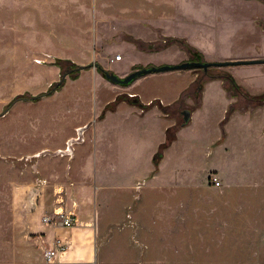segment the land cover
Wrapping results in <instances>:
<instances>
[{
  "label": "rangeland",
  "instance_id": "1",
  "mask_svg": "<svg viewBox=\"0 0 264 264\" xmlns=\"http://www.w3.org/2000/svg\"><path fill=\"white\" fill-rule=\"evenodd\" d=\"M230 1L0 0V264L35 261L41 250L40 263L55 264L44 259L41 236L55 239L59 227L43 217L65 205L71 178L87 190L72 196L77 211L92 212L97 225L94 264H264V104L244 110L214 81L156 171L153 157L175 118L128 102L98 116L119 93L172 102L187 81L181 72L190 69L119 87L87 67L76 79L66 75L52 94L8 106L18 94L38 95L59 81L71 69L59 59L99 63L121 77L135 70H118L130 64L176 61V45L151 54L129 37L190 36L192 24L214 27L206 60L220 58L216 53L224 57L216 61L244 60L222 68L262 92L264 55L246 57L261 43L237 26L257 22V10ZM186 98L184 108L195 107ZM230 102L238 105L227 117ZM67 147L72 151L59 152ZM33 188L39 194L31 200Z\"/></svg>",
  "mask_w": 264,
  "mask_h": 264
},
{
  "label": "crops",
  "instance_id": "2",
  "mask_svg": "<svg viewBox=\"0 0 264 264\" xmlns=\"http://www.w3.org/2000/svg\"><path fill=\"white\" fill-rule=\"evenodd\" d=\"M230 3H231L230 5H235L236 7H243V8L246 7V8H249V9H254L255 8V10H257L256 14H254L255 17L256 16L259 17L257 22L249 21V20L246 19V21H242L243 23L239 22L237 24V26L240 27L241 29L246 28V30H248V33H250L251 35L256 34L257 35L256 36V40H255L256 43L257 44L261 43L260 44L261 47L258 50L257 54L249 55V56H246V57L248 58V57H253V56H258V55H264V28L260 24V22L264 23V0H233V1L231 0ZM192 25H194V28L192 30L193 33L190 35L191 38H189L190 36H186V35H183V34H179L178 35L177 33H176L177 35L173 34L172 36L186 38V40L192 46H194L195 48L200 50L203 53V55H204V53H205L204 49L205 48L213 47L211 45V42H212L211 39H212V32H213V28L214 27L212 25H209V24L207 26H202V25L198 26V25H195V24H192ZM173 45H176V44H173ZM171 46L172 45H170V46H168V47H166V48H164L162 50H159V51H151L150 53L151 54H156V53L166 52V51H168L171 48ZM175 47L178 48L179 50H181V52H182L181 57H179L178 59H175L176 61H181V60L183 61V60H186V59L187 60L190 59L191 55H190L189 51L181 48L178 45H176ZM135 49L140 51V52L142 51V50H139L137 47ZM142 52H149V51H142ZM216 55L218 57H220V58H214L213 60H215V61L218 60V59H223L224 58L222 56H219L217 53H216ZM204 59H205V55H204ZM165 60H168V59H165ZM176 61H171V62H176ZM205 61H210V60H206L205 59ZM149 62H153V61H149ZM156 62H158V63L160 62L161 63L163 61H156ZM171 62L163 63V64H172ZM151 64H154V63H151ZM135 65L136 64H130L128 67L121 68V69H118V70L127 71V70H130L131 68H133ZM113 70H116V69H113ZM118 70H116V71L118 72ZM228 71L233 74V72L231 70H228ZM182 73L188 75V77H187V81L183 83L184 86L180 90V92L178 93L177 98L179 97L181 92L184 89H186L198 76V72L193 70V69L186 70L184 72H181V74ZM97 75H99V77L103 78V75L101 73H99L98 71H97ZM214 81H220L219 82L220 83V87L225 91V94H226V96L228 97L229 100L231 99V97H237V96L229 95L227 93V91H226V89L224 87V81L222 79L217 78V79L207 80L204 83V86H203V90H202V93H201V99L199 101V106L197 105V107H194L192 109V111H191V117H190L191 121H192V117L195 114V112L203 105V96L207 93L208 88H210V86H212V83ZM130 84L131 83L125 84L124 86H121L119 84H117V85L119 87H127ZM175 100H173V101H175ZM172 102H167V103L164 102V104H170ZM186 102H187L188 105H193L194 106L195 97L192 96V95L187 96ZM144 103H148V102H144ZM231 103L232 102H230L229 104H231ZM121 104L125 105L126 107H130L128 105V103L125 102V101H121L118 104V106L121 105ZM118 106H117V108H118ZM117 108H116V110H117ZM115 111H107V112H115ZM106 113H105L103 118L108 116V114H106ZM168 119L169 118H167V121H168ZM71 180H72L73 184L71 185L69 183L67 185L68 196L66 198L65 205H63V204L56 205V207L54 208L52 213H54L56 208L61 206V207H63L66 210L74 211V213L76 212L75 214L77 216V222H76V224L74 226H71V227H66V226H61V225L55 224L56 227H59L58 228L59 236H57L56 238H61L65 242V244L67 245V249H66L65 252L57 254L55 256V258H54V262H55V264H94V262L97 259H99L98 256H97V252H95V242H94V239H95L94 233H95V230L97 229V225L94 224V219H93V215H92L93 213L92 212H78L77 211L76 206L77 207L79 206V202L76 200L75 197L72 199V196H75L77 194V191H78V188H79L78 187L79 184H77V182L73 181V178H71ZM61 189H62V187H61ZM80 191H83L84 193H87L86 188H81ZM87 204H88V202H87ZM46 215H48V214H46ZM41 237H42V239L44 241L43 243H45L44 246H47V247H50L52 245V243L54 242V240L56 239V238L52 239L50 235L45 237V234L42 235ZM43 250H44V248H43ZM26 256H27V259L31 258V254L30 253L26 254ZM41 259H42V250H41V256L39 255L37 260H35V261H32V260L30 261L29 260L28 263H26V264H41L40 262L43 261Z\"/></svg>",
  "mask_w": 264,
  "mask_h": 264
},
{
  "label": "trees",
  "instance_id": "3",
  "mask_svg": "<svg viewBox=\"0 0 264 264\" xmlns=\"http://www.w3.org/2000/svg\"><path fill=\"white\" fill-rule=\"evenodd\" d=\"M262 27L264 28V23L260 22ZM129 40L135 44V46L142 51H159L162 50L170 45L176 44L181 48L189 51L191 57L189 60H201L205 61L203 53L192 46L184 37H177L172 35H165L162 38L155 39V40H144L142 38H137L130 36ZM57 63H66L69 64V77L71 79H76L79 77L80 73V66L74 62L69 60H61L59 59ZM149 66V65H148ZM143 66L136 64L133 68L138 69L142 68ZM97 71L104 76V72L107 70L101 64L98 63ZM198 72L197 78L186 88L184 89L180 96L170 104H163L159 98H154L148 103H144L140 100L138 95H129L127 93H119L117 94L111 101L107 102L101 113L99 114V119L103 118L106 111H115L118 104L121 101H126L130 104H133V100L137 99L136 105H139L142 111H148L153 106H158V108L164 112L168 117H172L176 119V122L166 128L165 132V140L160 143L157 152L153 157V162L155 164V171L157 170V165L163 155V151L170 146L172 141H174L177 136L176 132L184 125H186L189 121L185 120V110H189L190 113L194 107L184 108L185 98L187 96H194L195 97V107L199 105V101L201 99V93L203 90L204 83L210 79H217L220 78L224 81V87L229 95L237 96L241 103H238L239 106H242L245 110L248 106H259L264 104V91L259 93H252L242 84H240L235 76L226 69L217 66H211L208 69L197 68L194 69ZM109 71V70H107ZM65 83V78H61L59 81L55 82L47 91L42 92L38 95H27V94H18L16 95L8 104V106L13 103L15 100L18 99H28L36 101L41 96L52 94L54 91L59 90ZM237 102L231 103L227 110V117H229L235 110H237Z\"/></svg>",
  "mask_w": 264,
  "mask_h": 264
},
{
  "label": "water",
  "instance_id": "4",
  "mask_svg": "<svg viewBox=\"0 0 264 264\" xmlns=\"http://www.w3.org/2000/svg\"><path fill=\"white\" fill-rule=\"evenodd\" d=\"M244 60H235V61H201V60H186L181 63H176V64H160V65H149V66H144L142 68H138L127 74L126 76H119L115 71H105L104 76L108 79L111 80L114 83L117 84H129L135 79H137L140 76L153 73V72H164V71H169V70H183V69H197V68H203V69H208L211 66H217V67H223L226 65H235V64H240ZM251 61H259V60H251ZM98 63H90L87 65H81L80 69H85L87 67H94L97 68ZM69 71L65 72L63 74V78H65L66 75H68ZM137 102V99L133 100V103L135 104ZM185 120L189 121L191 117V113L189 110H185ZM4 114V113H2ZM1 114V115H2ZM59 152H68V151H59ZM39 194V189L38 188H33L29 192V199L32 200L34 195ZM34 199V198H33ZM33 205L35 204V200H33Z\"/></svg>",
  "mask_w": 264,
  "mask_h": 264
},
{
  "label": "built area",
  "instance_id": "5",
  "mask_svg": "<svg viewBox=\"0 0 264 264\" xmlns=\"http://www.w3.org/2000/svg\"><path fill=\"white\" fill-rule=\"evenodd\" d=\"M117 59H121L122 55L118 54ZM68 148V147H67ZM63 151V150H61ZM67 151V150H64ZM43 183V180H41ZM221 181L215 179V185L219 186ZM43 220L47 224H57L61 226L71 227L74 226L77 222V216L74 211L66 210L63 207H58L55 209L53 215H46L43 217ZM67 245L61 238H56L50 247H46L43 251L44 259L47 263H53L54 258L57 254L65 252Z\"/></svg>",
  "mask_w": 264,
  "mask_h": 264
},
{
  "label": "bare ground",
  "instance_id": "6",
  "mask_svg": "<svg viewBox=\"0 0 264 264\" xmlns=\"http://www.w3.org/2000/svg\"><path fill=\"white\" fill-rule=\"evenodd\" d=\"M68 152H71L72 150L70 148L67 149Z\"/></svg>",
  "mask_w": 264,
  "mask_h": 264
}]
</instances>
